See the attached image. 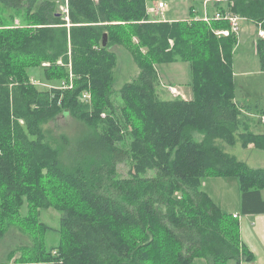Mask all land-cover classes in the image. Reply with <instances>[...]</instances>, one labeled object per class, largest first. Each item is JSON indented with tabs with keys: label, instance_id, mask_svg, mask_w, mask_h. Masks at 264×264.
Instances as JSON below:
<instances>
[{
	"label": "trees",
	"instance_id": "obj_1",
	"mask_svg": "<svg viewBox=\"0 0 264 264\" xmlns=\"http://www.w3.org/2000/svg\"><path fill=\"white\" fill-rule=\"evenodd\" d=\"M149 1L157 0H0L25 14V27L0 25V239L14 227L32 239L1 264L256 260L239 216L201 190L204 179L236 178L241 215H264V168L218 145L264 151V132L253 129L264 107L236 97L237 40L217 37L227 22L198 20L195 7L185 21L153 20ZM60 3L67 15L57 12ZM227 5L209 12H230L264 32V0ZM117 46L140 70L119 91ZM256 50L264 72V37ZM178 63L189 64L191 99L161 90L158 68ZM33 77L61 88L40 90ZM60 115L84 122L88 134L76 144L52 138L43 128ZM125 162L132 167L122 178ZM51 209L61 214L58 229L40 220ZM48 232L60 235L58 244L47 246Z\"/></svg>",
	"mask_w": 264,
	"mask_h": 264
},
{
	"label": "rangeland",
	"instance_id": "obj_2",
	"mask_svg": "<svg viewBox=\"0 0 264 264\" xmlns=\"http://www.w3.org/2000/svg\"><path fill=\"white\" fill-rule=\"evenodd\" d=\"M229 2L230 0H224L220 3L215 0H157L154 2L149 1L147 8L148 12L150 13V17L154 16V19L152 18L153 20H161L165 22H177L190 19L192 7H195L196 9L198 20H203L209 25L213 22H220L222 20H225L228 24V27L225 29H215L214 34L217 37H230L231 35H233L237 40V48L235 50L234 57L236 97L241 101L247 100L248 104L252 107H257L259 105L264 107V72L261 70L259 56L256 50L257 40L261 37H264V32L259 31L254 23L245 19H242L240 21L241 30L235 31L234 26L232 25V21L229 20V18L227 19V16L230 17L232 15H237H234L230 12L226 14L220 13L225 16V18L220 20H204L206 15L211 18L214 14L219 13L209 12L210 10L217 11L214 9L216 3L228 6L227 4ZM160 3L165 4V7L163 9L159 7ZM66 9L67 5H62L60 3L57 12L59 14L66 15ZM0 18H5L4 22H0L1 26L5 23L7 25H12L15 27H25L24 13L13 11L2 5H0ZM11 18L13 20H11ZM66 22L69 23L70 21L66 19ZM113 50L117 55V67L114 71L113 88L114 90L119 91L126 83L132 82L137 79L140 74V70L138 68V65L135 63L131 53L126 48L117 46L114 47ZM57 65L60 67H69V69H71V66H67L62 61V59L57 62ZM42 66L49 67L50 64L46 62L43 63ZM158 70L159 76L162 80L161 90L163 91V93L169 92L173 97H181L184 99H191L193 97V91L190 86L192 81L189 64L178 63L172 65H163L160 66ZM71 77L72 75L70 76V78ZM32 81L35 82L33 83V86L40 90L61 88L62 83L61 82L59 84L52 85L53 83H47L44 78L43 80L37 82L36 78L34 77ZM68 82H70V85L73 86V82ZM161 97L167 98L165 94H161ZM253 117V119L255 120V122H253L254 131L264 132V117L260 118L258 111L256 115L254 114ZM21 124L24 125V122L21 121ZM43 129H47L52 138H55L57 140L66 137L71 144H76V142L85 137L90 130L84 122L77 120L71 115H60L55 120H52L48 124H46ZM196 138L197 140H201L202 136L197 134ZM218 145H220L228 154L235 156L240 161L248 164L250 167L264 168V151L255 149L254 147L243 148L241 142H238L235 146H228L219 141ZM131 167L132 166L129 162L120 164L118 167L119 176L122 178H127L129 176ZM201 190L209 194L214 202L224 212L229 214L241 215L240 189L236 178L210 177L204 179L202 182ZM22 212H26V207L22 209ZM40 220L42 221V223L52 228L58 229L61 225V214L52 209L41 210ZM240 227L242 228V226ZM249 227L251 228L252 232L253 226L249 225ZM252 235L254 237L253 232ZM241 238L243 240L242 231ZM45 241L48 247L56 245L60 241V235L54 232H48L45 235ZM31 244L32 239L30 237L22 234L18 228H12L4 239H0V264L9 262L8 257L12 251H16L21 247ZM260 248L262 249L261 246ZM262 251L264 252L263 249ZM256 255L257 258L260 257L259 253H257ZM19 257L20 253L17 252L16 256L10 262L14 263L15 260ZM261 262H264V259L263 261L260 259L258 261L255 260L254 262L249 263L243 262V264H262ZM193 264H208V262L204 259H197ZM228 264H237V262L236 260H230Z\"/></svg>",
	"mask_w": 264,
	"mask_h": 264
},
{
	"label": "crops",
	"instance_id": "obj_3",
	"mask_svg": "<svg viewBox=\"0 0 264 264\" xmlns=\"http://www.w3.org/2000/svg\"><path fill=\"white\" fill-rule=\"evenodd\" d=\"M240 206H241V201H240ZM233 215H238V214H233ZM239 219L241 221V231H242V237L244 243L250 248V250L254 253L256 260H262L264 259V215H249V216H241L238 215ZM252 218V219H251ZM251 220V221H249ZM249 225L253 226L252 232L254 233V237L251 232V228ZM257 241H256V239ZM262 249L260 248V246ZM255 247V248H254ZM257 253L260 254V257L257 258ZM262 264L264 262H261Z\"/></svg>",
	"mask_w": 264,
	"mask_h": 264
},
{
	"label": "built area",
	"instance_id": "obj_4",
	"mask_svg": "<svg viewBox=\"0 0 264 264\" xmlns=\"http://www.w3.org/2000/svg\"><path fill=\"white\" fill-rule=\"evenodd\" d=\"M217 2H223L224 0H215ZM159 7L160 8H164L165 7V4L164 3H160L159 4ZM65 14L67 15L68 14V9L65 10ZM230 15V14H229ZM227 16V15H226ZM225 18V16H223L222 14L220 13H216L214 17H211L209 18L207 15L205 16V19L206 21L208 20H211V19H216V20H220V19H223ZM229 18V20L232 21V25L234 26V30L235 31H240L241 30V25H240V21L242 20V18L238 17V16H227V19ZM67 20H69L68 18H66ZM264 36V35H263ZM85 97H89L88 95H86ZM235 217L237 218V215H235Z\"/></svg>",
	"mask_w": 264,
	"mask_h": 264
},
{
	"label": "water",
	"instance_id": "obj_5",
	"mask_svg": "<svg viewBox=\"0 0 264 264\" xmlns=\"http://www.w3.org/2000/svg\"><path fill=\"white\" fill-rule=\"evenodd\" d=\"M107 43H108V35L105 34V35L103 36V46L106 47V46H107Z\"/></svg>",
	"mask_w": 264,
	"mask_h": 264
}]
</instances>
